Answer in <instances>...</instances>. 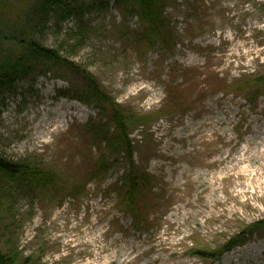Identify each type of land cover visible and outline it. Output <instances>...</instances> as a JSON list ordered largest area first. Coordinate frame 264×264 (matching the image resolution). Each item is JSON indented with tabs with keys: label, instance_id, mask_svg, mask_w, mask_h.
Listing matches in <instances>:
<instances>
[{
	"label": "rangeland",
	"instance_id": "1",
	"mask_svg": "<svg viewBox=\"0 0 264 264\" xmlns=\"http://www.w3.org/2000/svg\"><path fill=\"white\" fill-rule=\"evenodd\" d=\"M44 1L0 0L2 51H22L13 33L31 35L126 114L162 109L168 83L180 86L184 109L130 131L135 170L154 179L159 200L149 212L157 225L140 232L115 203L128 164L123 152L108 153L112 127L104 139L86 131L109 124L81 100V73L35 70L0 86V160L55 176L43 188L0 175V248L17 247L34 264H207L191 251L217 250L264 222V88L252 101L207 82L264 73V14L252 4L264 0L168 2L166 47H139L136 3L69 0L39 14ZM243 240L215 264H264V226Z\"/></svg>",
	"mask_w": 264,
	"mask_h": 264
},
{
	"label": "trees",
	"instance_id": "2",
	"mask_svg": "<svg viewBox=\"0 0 264 264\" xmlns=\"http://www.w3.org/2000/svg\"><path fill=\"white\" fill-rule=\"evenodd\" d=\"M69 0H45L39 14L46 11H55L54 7L63 6L65 8ZM120 7L126 3H136L141 15L142 22L145 24V30L140 39L139 47L142 43L145 45L161 44L167 46L173 42V34L170 28V22L163 15L162 8L168 2L176 0H115ZM245 2V0H241ZM253 4V14H264V4ZM93 8L95 7L94 4ZM75 12L81 14L84 7L75 6ZM66 10V9H65ZM73 11L72 8L69 10ZM128 12V11H125ZM41 27V25H39ZM154 38H153V37ZM153 39V41L151 40ZM12 40L22 48L16 51L15 47L9 49H0V86L10 89L13 84L26 74H30L35 70L45 73L49 68H58L60 70H71L80 72L83 77V90L79 93L81 100L86 104H93L101 113H107L109 126H88L87 133L96 139H104L107 137V131L112 127L113 134L107 139L108 153L123 152L128 164V170L121 178L120 186L116 190V206L121 209L125 217L129 218L135 226V230L144 232L157 225L156 217L149 218V212L152 207L158 205L157 191L154 187H150L154 181L152 177L144 173H137L133 162V145L130 139V131L135 127H144L158 120L160 117L174 115L183 108L181 104V96L179 95L180 86H173L168 83L166 86L167 96L166 105L156 112L139 115L136 112L126 114L125 111L109 98L99 85L91 80L89 75L84 71L78 70L71 61L64 59L56 50L46 49L42 47L37 40L31 35L12 34ZM160 41V42H159ZM137 46V45H136ZM1 48V47H0ZM138 48V47H137ZM139 49V48H138ZM19 51L21 53L19 54ZM140 51V49H139ZM143 51V50H141ZM263 66L258 64L257 66ZM173 75V73H172ZM244 75L231 85L227 86L225 82L208 79L209 88L220 92L229 89L234 94H243L246 98L255 101L260 95V91L264 88V73L262 75ZM80 100V101H81ZM30 167L27 163L14 164L0 160V175L6 177L10 181H17L27 185L37 184L43 188L54 185V173L51 170H40ZM75 193L76 188L71 186L68 188ZM124 208V209H123ZM122 214V215H123ZM123 215V216H124ZM264 226V222H259L232 237L225 246L217 250L195 249L191 253L199 255L202 261L207 264L219 263L225 252L232 250L244 243L245 236H251L259 227ZM7 230L9 228H6ZM0 264H34L33 260L28 257L23 259L21 253L15 248H0ZM37 264V263H36Z\"/></svg>",
	"mask_w": 264,
	"mask_h": 264
},
{
	"label": "bare ground",
	"instance_id": "3",
	"mask_svg": "<svg viewBox=\"0 0 264 264\" xmlns=\"http://www.w3.org/2000/svg\"><path fill=\"white\" fill-rule=\"evenodd\" d=\"M244 250H245V248H243L242 250H239L238 253H240V252H242V251H244Z\"/></svg>",
	"mask_w": 264,
	"mask_h": 264
}]
</instances>
